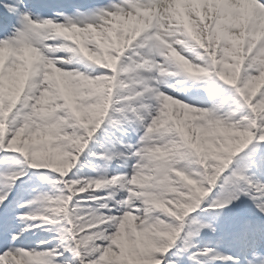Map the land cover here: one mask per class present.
Returning <instances> with one entry per match:
<instances>
[{
    "label": "snow or ice",
    "instance_id": "obj_1",
    "mask_svg": "<svg viewBox=\"0 0 264 264\" xmlns=\"http://www.w3.org/2000/svg\"><path fill=\"white\" fill-rule=\"evenodd\" d=\"M0 264H264V0H0Z\"/></svg>",
    "mask_w": 264,
    "mask_h": 264
}]
</instances>
